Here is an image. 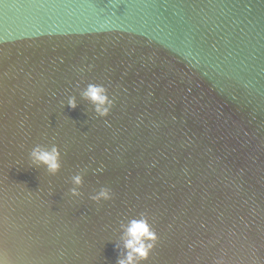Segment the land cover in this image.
Returning a JSON list of instances; mask_svg holds the SVG:
<instances>
[{"label":"water","instance_id":"95a60500","mask_svg":"<svg viewBox=\"0 0 264 264\" xmlns=\"http://www.w3.org/2000/svg\"><path fill=\"white\" fill-rule=\"evenodd\" d=\"M141 214L144 264H264V0H0V264H117Z\"/></svg>","mask_w":264,"mask_h":264},{"label":"clouds","instance_id":"9594fccd","mask_svg":"<svg viewBox=\"0 0 264 264\" xmlns=\"http://www.w3.org/2000/svg\"><path fill=\"white\" fill-rule=\"evenodd\" d=\"M81 97L94 107L96 116L102 119L109 116L110 110L114 106L113 102L108 99L107 90L102 86L89 85ZM76 107L75 98L69 99L68 108L74 111ZM30 160L35 167L46 168L50 176H56L61 168L60 152L56 147H52L50 150L36 147L30 153ZM72 184L74 187L70 191V195L79 197L81 193L77 189L83 186L82 176L73 177ZM91 199L96 204L101 201L107 202L112 199V193L109 189H101L99 194L91 197ZM126 236L127 240L124 245L126 257L119 259L117 264H144L158 243V237L150 226L146 214H141L140 219H134L130 222Z\"/></svg>","mask_w":264,"mask_h":264}]
</instances>
